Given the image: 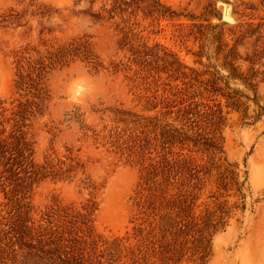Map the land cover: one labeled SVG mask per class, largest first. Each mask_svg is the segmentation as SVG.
<instances>
[{
	"label": "trees",
	"instance_id": "16d2710c",
	"mask_svg": "<svg viewBox=\"0 0 264 264\" xmlns=\"http://www.w3.org/2000/svg\"><path fill=\"white\" fill-rule=\"evenodd\" d=\"M91 16L116 22L121 48L129 55L114 61L110 70L124 73L135 99L152 111L114 108L115 119L123 125L103 135L141 172L132 225L120 234L98 232L92 200L56 201L41 210L32 204L37 183L49 176L73 179L83 165L72 148L65 158L47 157L42 163L35 159L29 127L49 106L46 76L77 60L91 72L100 71L104 63L86 34L45 49L25 46L15 53V95L0 98V264H206L213 235L224 226L232 206L214 200L197 210V200L208 183L220 195L222 189L241 183L235 164L221 154L228 113L239 110L248 116L244 93L230 81L257 90L264 80V45L258 47L264 35L252 23L226 28V22L213 24L208 17L177 11L163 0H109ZM183 16L187 22L176 21ZM164 20L173 22L182 42L198 43L192 53L203 67L189 65L163 43L143 38L142 30L155 31ZM143 21L148 25L140 29ZM226 32L234 39L228 50ZM256 32L253 52L243 57L239 43ZM220 58L228 74H220L219 63L213 62ZM241 58L249 64L243 71L235 64ZM218 96L230 109H223ZM99 136L96 133V140Z\"/></svg>",
	"mask_w": 264,
	"mask_h": 264
},
{
	"label": "rangeland",
	"instance_id": "374dc122",
	"mask_svg": "<svg viewBox=\"0 0 264 264\" xmlns=\"http://www.w3.org/2000/svg\"><path fill=\"white\" fill-rule=\"evenodd\" d=\"M163 1L177 11L208 17L213 24L226 22V28L238 24L247 28L252 23V28L264 35V0ZM107 2L109 0H0V98L15 95L17 50L25 46L45 49L51 44L66 43L74 36H89L104 67L91 72L84 62L77 60L48 73L45 82L52 95L49 106L29 127L37 162L42 163L47 157L65 158L68 148H72V155L83 165L73 179L49 176L37 183L31 202L35 209L41 210L56 201L81 204L92 200L96 205L97 231L120 234L132 225L141 172L137 164L116 152L103 135L114 126L123 125L115 119L114 108L145 114L152 111L144 110L135 99L124 73L110 70L112 63L126 59L129 51L121 48L122 34L114 20L95 21L91 16V12ZM176 21L187 22L188 18L183 16ZM147 25L148 21H143L140 29ZM175 27L173 22L164 20L155 31L148 27L141 34L151 44L161 42L168 46L185 63L203 67L192 53L198 49V43L182 42L175 36ZM258 35L259 32L251 34L239 43L237 49L243 57L253 52ZM225 40L228 50L234 44L233 35L226 32ZM262 45L264 36L258 42L259 48ZM203 61L207 62L206 57ZM213 62L219 63L220 74H228L227 68L221 65L222 58ZM235 64L241 71L249 65L243 58ZM230 85L244 93L242 99L246 101L248 116L244 117L239 110L228 113L221 154L235 164L241 183L229 190L222 189L223 195L215 193L217 187L208 183L197 200V210L214 200L226 201L232 206L224 226L213 235L212 251L206 264H264V80L256 91L236 79H231ZM217 101L225 111L230 109L224 97L218 96ZM258 113L261 115L254 121ZM96 133L100 135L98 140ZM3 199L0 193V201Z\"/></svg>",
	"mask_w": 264,
	"mask_h": 264
}]
</instances>
